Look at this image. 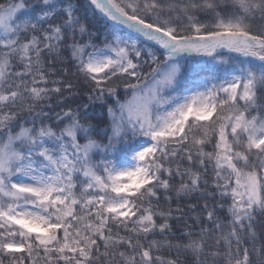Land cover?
<instances>
[{"label": "trees", "instance_id": "trees-1", "mask_svg": "<svg viewBox=\"0 0 264 264\" xmlns=\"http://www.w3.org/2000/svg\"><path fill=\"white\" fill-rule=\"evenodd\" d=\"M110 1L126 18L176 41L232 38L249 42L251 53L264 49V0ZM18 7L25 11L13 38L0 41L6 67L0 150L26 133L38 145L69 141L73 133L81 148L100 149L95 165L110 162L122 146L116 131L123 108L166 64L165 53L143 42L133 54L137 72L123 68L97 77L89 71L91 58L123 32L92 0H0V19ZM231 64L250 78L256 99L220 92L212 119H184L178 132L158 140L161 151L152 162L158 179L134 199V221L116 217L111 194L103 197L81 177L40 199L63 211L43 209L30 219V229L44 236L7 227L15 211L0 200V264H264V205L242 220L233 196L237 174L221 166L228 140L236 170L264 180L261 137L234 124L264 123V62L232 58ZM196 66L192 59L181 63L186 79L201 77Z\"/></svg>", "mask_w": 264, "mask_h": 264}, {"label": "rangeland", "instance_id": "rangeland-1", "mask_svg": "<svg viewBox=\"0 0 264 264\" xmlns=\"http://www.w3.org/2000/svg\"><path fill=\"white\" fill-rule=\"evenodd\" d=\"M92 1L123 32L113 46L91 58L89 71L92 75L102 77L123 68L137 72L139 68L133 61V54L139 52L143 42L160 48L167 62L161 65L162 68L150 82L137 90L132 101L123 108L116 131V139L122 146L111 152L110 162L100 167L95 165L92 158L100 149L93 146L81 148L77 134L73 133L69 141L44 139L39 145L32 141L30 133H26L20 139L11 140L8 146L0 150V200L9 203L8 209L14 210L16 215L6 221L9 228L25 229L44 236V233L30 229V219L42 216L43 209L49 212L55 210L59 214H62V209L45 207L40 199L53 191L60 182H72L77 177L90 181V187L103 197L111 194V209L116 217L134 221L138 215L134 199L143 195L158 179L152 167L154 157L161 151L157 141L178 132L184 119H212L220 92L235 96L236 99L247 93L250 99H256L250 78L238 72L231 60L241 58L263 63L264 49L260 45L257 46L258 50L251 53L249 50L253 46L241 39L225 38L213 42L174 40L173 44L180 46L173 49L174 45L167 42L165 36L126 18L110 0L107 1L124 22L141 28L150 36L133 33L126 28V23L115 21L108 13L104 0ZM24 11L23 7L14 8L1 17L0 41L13 38L15 24ZM228 26L232 27L234 23ZM153 35L162 38H154ZM188 59L197 62L196 68L201 75L193 81L186 79L181 69V63ZM5 71L6 67L0 64V76ZM238 123H234L236 127H242L247 135L255 132L264 145L263 122L258 119L250 125ZM234 124L232 130L235 129ZM151 136L153 139H150ZM27 146L33 147V153H24ZM221 149V166L237 174L233 192L237 209L242 220L248 219L264 205V180L260 176L236 170L228 140L223 142ZM113 192L115 195H112ZM12 251L22 252V249L15 248Z\"/></svg>", "mask_w": 264, "mask_h": 264}, {"label": "bare ground", "instance_id": "bare-ground-1", "mask_svg": "<svg viewBox=\"0 0 264 264\" xmlns=\"http://www.w3.org/2000/svg\"><path fill=\"white\" fill-rule=\"evenodd\" d=\"M104 4L106 5V9H107V11H108V13L112 16V18L115 20V21H117V22H119V23H122V24H125L126 22H124L123 21V18H122V16H120L119 14H117L116 12H115V10L111 7V5H110V3L107 1V0H104ZM127 25H126V28L129 30V31H131V32H133V33H136V34H138V35H147V36H150V35H148V34H145L142 30H141V28H139V27H137V26H135V25H133V24H131V23H126ZM180 45H174V46H172V48L173 49H175V48H178Z\"/></svg>", "mask_w": 264, "mask_h": 264}, {"label": "water", "instance_id": "water-1", "mask_svg": "<svg viewBox=\"0 0 264 264\" xmlns=\"http://www.w3.org/2000/svg\"><path fill=\"white\" fill-rule=\"evenodd\" d=\"M153 37H154V38H155V37H156V38H162V37H160V36L157 37V36H155V35H154ZM154 38H153V39H154ZM164 39H165L167 42H169L170 44H171V43L173 44V42H174L172 39H170V38H168V37H164ZM173 45H177V44H173Z\"/></svg>", "mask_w": 264, "mask_h": 264}]
</instances>
